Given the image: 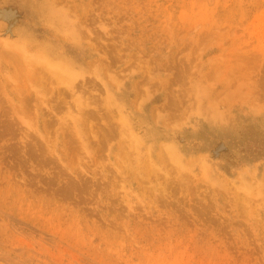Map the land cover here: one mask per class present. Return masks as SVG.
<instances>
[{"label": "rangeland", "instance_id": "1", "mask_svg": "<svg viewBox=\"0 0 264 264\" xmlns=\"http://www.w3.org/2000/svg\"><path fill=\"white\" fill-rule=\"evenodd\" d=\"M0 264H264V0H0Z\"/></svg>", "mask_w": 264, "mask_h": 264}]
</instances>
